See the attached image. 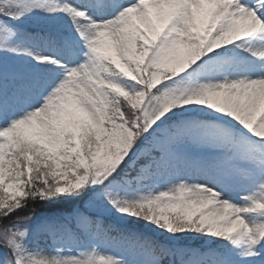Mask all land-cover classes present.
Returning a JSON list of instances; mask_svg holds the SVG:
<instances>
[{
	"label": "snow or ice",
	"instance_id": "snow-or-ice-1",
	"mask_svg": "<svg viewBox=\"0 0 264 264\" xmlns=\"http://www.w3.org/2000/svg\"><path fill=\"white\" fill-rule=\"evenodd\" d=\"M0 264H264V0H0Z\"/></svg>",
	"mask_w": 264,
	"mask_h": 264
}]
</instances>
